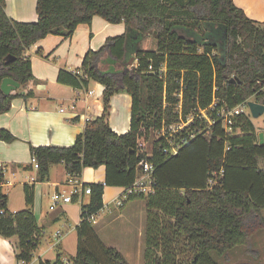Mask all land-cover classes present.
I'll return each mask as SVG.
<instances>
[{
    "label": "trees",
    "instance_id": "16d2710c",
    "mask_svg": "<svg viewBox=\"0 0 264 264\" xmlns=\"http://www.w3.org/2000/svg\"><path fill=\"white\" fill-rule=\"evenodd\" d=\"M4 6L0 0V84L9 78L22 88L35 82L26 50L38 41L48 35L69 38L94 17L124 26L123 34L86 53L80 75L60 70L57 76V83L74 88L88 81L104 86L102 116L88 121L72 146L30 147L38 182L46 181L54 165H62L73 178L85 168L104 167L102 183L82 184L90 194L86 204L80 202L76 252L69 264H128L120 252L104 245L86 219L103 208L105 187L134 184L144 159L154 167L153 192L124 203L145 202L144 264H217L213 255L249 248L252 238L264 232V143L259 144L248 112L236 116L229 133L217 124L208 137L187 142L173 157L163 154L155 135L177 120L178 94L183 117L196 107L205 109L213 98L229 108L247 100L264 105V23L249 20L232 0H36L34 23L10 19ZM205 24L222 25V49L207 35ZM150 34L156 50L135 47L133 40ZM7 57L12 58L8 63ZM103 58L115 63L111 71L100 62ZM130 58L137 67L128 68ZM118 93L131 98L130 129L123 135L108 125L110 99ZM30 95L0 91V114L10 110L15 98ZM14 140L0 129V141ZM139 141L150 145L141 149ZM220 171L209 189L208 178ZM3 183L0 168V236L16 238V259L28 264L40 230L30 210H6ZM23 190L31 206L33 186L24 185ZM38 264L64 263L57 256Z\"/></svg>",
    "mask_w": 264,
    "mask_h": 264
},
{
    "label": "crops",
    "instance_id": "0c3cea01",
    "mask_svg": "<svg viewBox=\"0 0 264 264\" xmlns=\"http://www.w3.org/2000/svg\"><path fill=\"white\" fill-rule=\"evenodd\" d=\"M232 1L249 20L264 23V0ZM35 8L36 0H5L4 11L10 19L16 22L34 23L37 20ZM111 25L113 24H109L99 17H94L90 25H78L69 38L48 35L30 46L26 50V56L30 59L35 82L28 83L24 88L19 87L10 94L25 95L31 92V95L28 98H15L11 103L10 110L0 114V129L9 131L15 138L12 143L0 141V168L3 169L4 174L1 190L7 197L6 210L10 213L23 210L32 212L40 230L38 245L46 229L51 230V228L59 226L65 230V232L57 230L53 235L55 243L49 246V250L41 251L36 259L31 260L28 264H38L39 260L53 262L57 256L64 264H66L64 261L69 264V261L61 254H57L53 259H47L46 255L53 247L60 248L68 254L76 252L77 241L74 243L71 240L68 242V240L73 233L76 235V228L80 222V206L78 204L80 202L86 204L88 201V196L81 194L69 204H62L59 208L52 206L53 212L51 213L44 212L41 208L44 187L54 188L55 192L61 190V186L67 188L66 185H69L72 187L69 180L72 183L80 184L102 183L104 181V167L95 170L85 168L78 178H73L66 173L62 165H54L50 167L46 181L38 182L36 181L37 170L31 161L30 147L72 146L77 136L83 133L86 123L102 116L104 86L94 81H88L85 86L74 88L57 83V76L60 70L69 74L79 71L83 58L88 51L99 50L106 39L110 38L109 34L121 35L124 33L123 24H117L118 27L116 26L115 29ZM88 92H92V94L89 95ZM117 97H122L121 99L125 101L127 108L126 112L122 109L120 124L112 121L118 106H120L121 99L117 100ZM130 111L131 98L129 95L118 93L111 97L108 125L117 135H123L129 131ZM29 167L30 169H28ZM24 185L33 186L31 206L26 205ZM4 188H12V191L7 190L5 193ZM109 188L105 187L103 190L102 202L104 207L108 204L110 206L123 190L119 188V192L112 194L108 192ZM13 191H16L14 197L17 204L13 203ZM107 194H109V200L106 199ZM125 205L121 209L125 208ZM57 209L60 211H55ZM121 217L123 214L120 213L118 218ZM93 230L105 246H112L107 245L104 240L101 225L94 223ZM57 232H60L59 236L56 235ZM114 248L118 250L117 247ZM139 251L137 260L143 257ZM16 254V238L5 239L0 236V264H22V261L16 259ZM121 255L126 260L124 254L121 253Z\"/></svg>",
    "mask_w": 264,
    "mask_h": 264
},
{
    "label": "rangeland",
    "instance_id": "374dc122",
    "mask_svg": "<svg viewBox=\"0 0 264 264\" xmlns=\"http://www.w3.org/2000/svg\"><path fill=\"white\" fill-rule=\"evenodd\" d=\"M111 26H113L115 29L117 25H111ZM203 26H206L207 28L210 29V33H207V35L210 36V38L215 42L218 48L222 49L223 47L222 25L205 24ZM187 34L190 35L191 33L187 32ZM117 35L120 34L111 33L109 34V37H114ZM197 40L201 42L200 38H198ZM132 42L135 43V47H138L141 50L144 51L156 50V41L154 40L151 34L144 39L141 40L137 39V40H133ZM100 62L109 64V68H110L109 71L112 70V65H115V63L111 61L110 58H103ZM133 65L136 66V61H134V63L132 61L131 64L128 63V68L131 69ZM121 98L122 97H117V100H120ZM122 109L124 110V112H126L127 110L125 101H123V99L120 100V106H118L117 108V113L112 118V121L114 123H119V124L121 123L120 118L122 117V111H123ZM250 120L258 132L264 131V113L257 118H252L250 116ZM149 145H150V141L149 144L147 143L145 146L149 147ZM66 186L67 188H65V186H61L60 191L64 190L66 192H69L72 187L69 185ZM7 190L12 191V188H4L5 193L7 192ZM54 190H55L54 188H49L46 186L43 189L41 208H43L44 212L46 211L48 213L53 212V210L51 209L52 207L51 196ZM119 191H120L119 188L116 187H110L108 189V192L112 194L117 193ZM15 195H16V191H13V203L17 204V200L14 197ZM106 199L109 200V194H107ZM85 202H86V198H85ZM78 205L80 206V204ZM61 206L62 205H59L57 206V208ZM108 209L109 210H104L103 212H101L96 217L95 220V223L103 227V237L107 245H112L111 248L117 247L118 250L116 248L114 249L124 254L128 264H144L143 257H141V259L139 258L138 260L136 259V257L138 256L139 250H140L139 254L143 256V250H144V238H145V227H146L145 202L143 200L137 199L134 201L127 202L125 208L123 209L116 208L114 204H111ZM55 211L58 212L60 210L57 209ZM120 213L123 214V217L118 218ZM57 230L65 232V230L61 229L59 226H55L51 228V230L46 229L45 233H43L42 235L37 250L33 254L32 260H35L37 255L41 251L46 249L49 250V246H52V244L55 243V239L53 238V235ZM70 240L71 242L76 243L75 241H77V239L75 233L71 235V238L68 240V242H70ZM74 252L68 254L66 252H63L60 248L53 247L51 251L48 252L49 254L46 255V258L53 259L57 254H61L63 255V257H65V259L70 261L71 257L74 255ZM213 257L217 264H264V232H261L260 234H256L252 238L251 245L249 246V248L238 247L228 251L223 256L213 255Z\"/></svg>",
    "mask_w": 264,
    "mask_h": 264
},
{
    "label": "built area",
    "instance_id": "2783aa9c",
    "mask_svg": "<svg viewBox=\"0 0 264 264\" xmlns=\"http://www.w3.org/2000/svg\"><path fill=\"white\" fill-rule=\"evenodd\" d=\"M137 66L138 64L136 62V67ZM149 68L151 70V67ZM160 71H164V69ZM159 73L161 74V72ZM74 74L80 75L81 73L76 71ZM88 93L89 95L92 94V92ZM177 96L180 99L179 105L177 107V120L174 121L169 127L162 126V128L155 133L156 138L162 141L161 144H163V154L166 157L175 156L183 145L198 136L208 137L209 129L217 124H219L226 133H229L236 116L242 113H247V103L251 101L247 100L233 108H229L224 104H221L217 98H213L211 103L205 109L196 107L192 109L187 116L183 117L180 113L181 95L178 94ZM60 111L62 112L63 110ZM202 124L205 126V128L201 126ZM262 133L264 134V131H262ZM138 147L142 149L145 147V144L142 141H139ZM31 161L33 167L37 170L38 166L36 161L33 158ZM138 167L141 174L135 180L134 184L129 188L123 189L121 194L112 201V204H114L116 208H122L125 201L131 196L147 195L153 192V165L144 159L139 162ZM220 174L221 171L218 175L216 173L210 175L207 180L209 189L217 184V176L219 177ZM69 183L72 185V189L69 192L64 190H57L53 192L51 196L53 207L71 203L73 201V196H77L78 198V196L81 194H90V188L83 189L82 184L72 183L71 180H69ZM108 208L109 204L105 207L103 206L99 212L88 216L86 221L93 225L95 223L96 217L104 210H109ZM59 234L60 232L56 233L58 236ZM64 262L67 264L66 261ZM22 264L25 263L22 262Z\"/></svg>",
    "mask_w": 264,
    "mask_h": 264
},
{
    "label": "water",
    "instance_id": "95a60500",
    "mask_svg": "<svg viewBox=\"0 0 264 264\" xmlns=\"http://www.w3.org/2000/svg\"><path fill=\"white\" fill-rule=\"evenodd\" d=\"M11 60H12L11 57H7L5 59V62L8 63ZM132 61H133V59H131L129 61V64H131ZM233 81H234V79L230 80V82H233ZM19 87H20V85L17 82H15L9 78H5L2 80V82L0 84V91L4 95H9L11 92L19 89ZM247 107H248V113L252 118H257L264 113V105H262V104H258V103H255L253 101H249L247 103ZM258 140H259L260 145L264 143V134L262 132H260L258 134Z\"/></svg>",
    "mask_w": 264,
    "mask_h": 264
}]
</instances>
